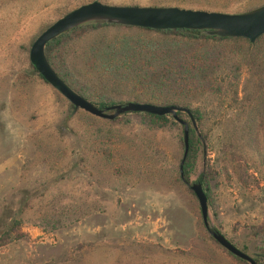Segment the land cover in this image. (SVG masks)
<instances>
[{
    "label": "rangeland",
    "instance_id": "rangeland-1",
    "mask_svg": "<svg viewBox=\"0 0 264 264\" xmlns=\"http://www.w3.org/2000/svg\"><path fill=\"white\" fill-rule=\"evenodd\" d=\"M94 1L227 14L264 5V0H0V237L14 222L21 236L0 245V264H238L209 239L198 201L179 179L178 123L150 129L139 114L113 121L81 110L72 114L70 104L31 67L33 41L63 15ZM93 37L65 47V70L118 104L132 101L125 83L84 70ZM251 89L242 74L239 101ZM229 94L188 101L203 115L188 182L208 184L210 227L253 257L264 247V136L260 148L246 141L240 103ZM181 118L189 123L185 114Z\"/></svg>",
    "mask_w": 264,
    "mask_h": 264
},
{
    "label": "trees",
    "instance_id": "trees-1",
    "mask_svg": "<svg viewBox=\"0 0 264 264\" xmlns=\"http://www.w3.org/2000/svg\"><path fill=\"white\" fill-rule=\"evenodd\" d=\"M107 29L127 33L104 34L103 31ZM89 34L94 37L84 53V70L90 75H106L114 82L125 83L132 98L128 102L183 104L200 128L203 115L199 109L188 107L189 99L204 94L222 96L230 93L233 101L240 103L241 117H245L242 127L244 138L253 147H261L264 136V35L250 44L244 38H219L208 36L202 31H158L93 24L76 28L49 42L45 47V56L59 78L75 93L100 109L118 103L101 88L74 78L65 70L62 60L67 45ZM244 73L252 89L250 93L245 91L239 101V83ZM139 115L141 123L150 129L177 126L172 116ZM182 115L177 114L179 118ZM200 146V140L189 125L188 151L182 168L186 182L195 168ZM179 179L181 181L180 175ZM199 182L210 205L208 184L204 180ZM188 192L192 194L189 188ZM19 226L18 222H14L1 235V246L9 243V238L19 231ZM16 238L20 239L21 236L16 234ZM209 239L212 240L210 236ZM229 256L238 264H247ZM252 258L258 264H264V247Z\"/></svg>",
    "mask_w": 264,
    "mask_h": 264
},
{
    "label": "water",
    "instance_id": "water-1",
    "mask_svg": "<svg viewBox=\"0 0 264 264\" xmlns=\"http://www.w3.org/2000/svg\"><path fill=\"white\" fill-rule=\"evenodd\" d=\"M93 24L158 31H202L208 36L244 38L250 44H254L259 37L264 35V5L242 14H227L185 10L177 7L111 6L94 1L73 9L48 26L33 41L28 56L30 65L42 80L72 106V114L81 110L91 116L109 121L127 114L172 116L183 128V154L179 164V175L183 184L189 188L198 201L201 221L207 234L230 255L247 264H258L251 256L235 247L219 231L210 227L208 200L201 183L199 181L186 182L183 178L182 168L188 151L189 123L197 137L201 139L196 122L189 109L177 105H155L143 102H126L100 109L75 93L53 70L45 56L46 45L64 33ZM178 113L185 114L189 119V123L179 118Z\"/></svg>",
    "mask_w": 264,
    "mask_h": 264
}]
</instances>
